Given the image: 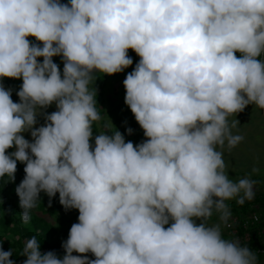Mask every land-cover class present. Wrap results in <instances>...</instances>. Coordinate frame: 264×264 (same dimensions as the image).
Instances as JSON below:
<instances>
[{"label":"clouds","instance_id":"obj_1","mask_svg":"<svg viewBox=\"0 0 264 264\" xmlns=\"http://www.w3.org/2000/svg\"><path fill=\"white\" fill-rule=\"evenodd\" d=\"M128 49L139 59L124 102L146 137L135 144L93 130L96 77L132 65ZM0 77L22 79L15 102L0 84V177L24 163L21 219L41 191L79 213L62 256L33 235L22 264H258L222 233L226 201L251 199L255 183L229 175L222 149L243 139L230 117L264 110V0H0ZM11 255L0 248V264Z\"/></svg>","mask_w":264,"mask_h":264},{"label":"trees","instance_id":"obj_2","mask_svg":"<svg viewBox=\"0 0 264 264\" xmlns=\"http://www.w3.org/2000/svg\"><path fill=\"white\" fill-rule=\"evenodd\" d=\"M67 3L68 0H61ZM29 36L28 38H31ZM37 43L36 40H34ZM42 46V44H41ZM128 55L133 58V64L124 69L122 72L114 74H98L95 80L97 89V108L102 113V118L93 124L95 132L114 131L115 127L125 134L126 140H131L134 144L146 139L143 135V129L139 126L134 118V114L124 102L125 88L123 80L125 74L130 72L138 61L139 57L134 50L128 49ZM42 61V57H38ZM53 61L56 62L60 69L63 68V61L60 56H53ZM0 84L5 88H12L11 98L13 101H18L16 90L22 84L21 78L0 77ZM117 84V89L114 87ZM105 105L107 107L105 108ZM48 112L56 109H46ZM112 121L113 124H110ZM43 123V121L41 120ZM109 123V128H104V125ZM131 127L133 132L128 134L125 132L126 127ZM9 148L6 151H12ZM24 163L17 162V170L15 179L9 180V177H0V248L3 250H12V255L9 257L14 264H22L25 257L21 254L24 241L35 235L41 242V252L49 250L55 251L58 255H63L61 243L66 240L69 234L71 225L77 222L78 209H65L59 202V193L51 197L41 191L36 207L32 210L31 218L25 222L20 216L19 197L15 192V187L23 179ZM259 185V183H257ZM254 196L249 200H244L243 203H237L236 200H227L229 211L231 213V223L226 229L222 228V233L225 238L235 239L240 238L241 244L247 245L253 249L258 256V262L264 259V187L254 189ZM258 215L259 220L256 222L252 216ZM216 214L210 218L211 222H217ZM223 225V224H222ZM234 231V233H232ZM245 236L247 238H245ZM78 254V253H73ZM80 255H88L90 258H95L92 253Z\"/></svg>","mask_w":264,"mask_h":264},{"label":"rangeland","instance_id":"obj_3","mask_svg":"<svg viewBox=\"0 0 264 264\" xmlns=\"http://www.w3.org/2000/svg\"><path fill=\"white\" fill-rule=\"evenodd\" d=\"M30 41H34L35 37L28 38ZM239 55V53H237ZM62 70V68H61ZM117 89L118 85L114 84ZM107 105H105V108ZM47 109H56L55 102L48 106ZM236 118L239 121V125L234 132H239L243 139L231 149L225 145L222 149L224 159L228 165V173L234 179L247 176L253 180V190L258 187H264V110L256 107L253 104L246 105L245 108L233 115L229 119ZM38 124H42V116L37 117ZM44 122V121H43ZM98 126L100 122L97 121ZM23 135L26 139L31 140L29 132H24ZM259 183V185H257ZM230 200H236L232 198ZM249 200V199H246ZM259 220L258 215H256ZM231 220V216L228 221ZM231 223L227 222L222 225L223 229L231 226ZM234 233V231L232 232ZM247 238V237H245ZM240 241V238H235ZM258 264H264V259Z\"/></svg>","mask_w":264,"mask_h":264},{"label":"built area","instance_id":"obj_4","mask_svg":"<svg viewBox=\"0 0 264 264\" xmlns=\"http://www.w3.org/2000/svg\"><path fill=\"white\" fill-rule=\"evenodd\" d=\"M252 218H253L254 221L257 220L256 215H253ZM245 237H246V236H245Z\"/></svg>","mask_w":264,"mask_h":264}]
</instances>
